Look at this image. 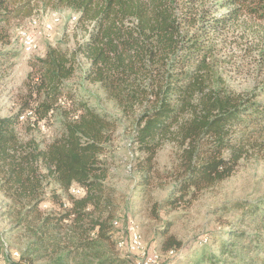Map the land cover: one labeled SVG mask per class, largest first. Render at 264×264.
I'll use <instances>...</instances> for the list:
<instances>
[{
  "label": "trees",
  "instance_id": "trees-1",
  "mask_svg": "<svg viewBox=\"0 0 264 264\" xmlns=\"http://www.w3.org/2000/svg\"><path fill=\"white\" fill-rule=\"evenodd\" d=\"M40 9L73 11L75 31L83 35L73 48L60 43L33 58L17 110L0 116V192L31 235L21 260L88 264L76 261L82 252L86 261L119 264L105 248L117 243L119 208L104 158L119 123L75 100L69 81L80 73L99 85L131 123L132 140L145 155L138 164L141 188L153 183L159 150L173 144L175 181L161 205L191 202L264 152V81L236 93L218 58V38L232 28L264 43V0H0V42L8 39L6 25ZM259 53L264 58V49ZM28 111L33 116L21 120ZM52 123L58 126L54 136L40 139L41 126ZM74 188L83 195L73 194ZM47 204L51 210H44ZM233 208L253 217L260 233L254 251L264 253V202ZM231 236L219 246L223 258L205 251L199 258L255 264L247 258L251 250ZM173 241L169 237L163 248L169 251Z\"/></svg>",
  "mask_w": 264,
  "mask_h": 264
},
{
  "label": "rangeland",
  "instance_id": "rangeland-1",
  "mask_svg": "<svg viewBox=\"0 0 264 264\" xmlns=\"http://www.w3.org/2000/svg\"><path fill=\"white\" fill-rule=\"evenodd\" d=\"M77 17L76 20L73 18ZM59 18L50 35L45 32L44 20ZM37 19V25L31 22ZM78 15L71 10H36L30 18L14 20L6 25L8 39L0 42V54L8 53L10 58L0 59V116L6 117L17 110L16 102L23 91L24 81L30 71L29 62L38 56H43L49 47L60 43L73 48L77 39L83 33L75 31ZM22 30L43 33L36 52L25 54L18 33ZM220 51L218 58L221 72L227 80L229 89L246 94L261 86L264 81V58L259 51L264 49V43L245 30L230 29L223 37H219ZM1 58V57H0ZM72 96L75 100H83L101 114L118 120V129L104 158L110 168L109 185L116 190L119 214L114 221V248L105 244L108 254L118 258L122 264H135L131 254L120 246L127 241L126 228L128 220L140 228L146 244L156 248L161 253V264H208L199 258L201 252L206 254L219 253L221 243H228L231 235L239 247L251 250L247 255L255 264H264V253L254 251L259 232L255 231L253 217L245 218V208L234 209L235 203L258 206L264 202V152L261 158H251L241 162L239 169L229 179L202 191L193 201L185 200L172 207L162 206L174 186V167L177 161V149L171 143H165L159 150L152 185L148 189L141 188L138 182V164L145 155L138 151L133 142L132 125L123 117L117 105L107 98L99 85L85 82L81 74L69 81ZM24 120V119H21ZM56 122V121H54ZM44 127V128H43ZM57 123L51 126L42 125L38 137L50 141L57 130ZM19 130L23 133V127ZM82 196L83 191L74 193ZM9 201L0 192V260L1 264H26L21 260L24 256L31 235L24 225L18 224V215L9 207ZM44 210H51L52 205H44ZM115 227H120L116 229ZM264 239V232L262 233ZM169 237L173 238L175 246L169 251L163 248V243ZM260 237V236H259ZM121 238V242H120ZM264 247L263 243L260 245ZM114 249V250H113ZM253 250V252H252ZM31 252V251H30ZM76 254V261L88 264H98L91 257L85 258V253ZM243 254V251H238ZM220 258H223L222 256ZM227 258V257H226ZM119 263V264H120ZM39 264H45V261Z\"/></svg>",
  "mask_w": 264,
  "mask_h": 264
},
{
  "label": "built area",
  "instance_id": "built-area-1",
  "mask_svg": "<svg viewBox=\"0 0 264 264\" xmlns=\"http://www.w3.org/2000/svg\"><path fill=\"white\" fill-rule=\"evenodd\" d=\"M31 22H39L37 19H32ZM53 23V20H44V28L47 25H51ZM20 38H22L24 42V53L25 54H32L36 52L37 50V43L39 42V38L46 37L48 35H44L43 33H36L35 32H26V33H18ZM28 117L33 116L32 111H28ZM44 128V127H43ZM73 194L78 192L77 188H74L72 190ZM116 229H119L120 227H115ZM130 236H137L140 239V247H132V259L135 261V264H150V260H157V252H152V247L148 245H142V232L136 231L131 225V221L128 220L127 222V228H126V237L122 238H128V244H130ZM121 242V238H120ZM1 264V260H0ZM159 264H161V261H159Z\"/></svg>",
  "mask_w": 264,
  "mask_h": 264
},
{
  "label": "bare ground",
  "instance_id": "bare-ground-1",
  "mask_svg": "<svg viewBox=\"0 0 264 264\" xmlns=\"http://www.w3.org/2000/svg\"><path fill=\"white\" fill-rule=\"evenodd\" d=\"M73 19L76 20L77 17H74ZM59 21H60L59 18L54 19V21H53V23L51 25H47L45 27V29H44L45 32L48 35H50L51 32L53 31V27H54L53 25L55 23H58ZM33 24L34 25H37V22H33ZM26 32H28V31L27 30H22L21 31V33H26ZM21 41H22V46L24 48V42H23L22 38H21ZM37 47H38V44H37ZM26 116H28V115H25V116H23L21 118L23 119ZM131 225L134 228V230L141 231L140 228L138 227V225L136 223H133L132 222ZM142 245H147L146 242H145V240H144V238H142ZM120 246H122L123 248H125L129 252V254L132 255V247H140V239L137 236H130V244H128V240H127L126 242L125 241L121 242L120 243ZM152 252H157V260H150V264H159L160 257H161L160 251H158L156 248H152Z\"/></svg>",
  "mask_w": 264,
  "mask_h": 264
}]
</instances>
